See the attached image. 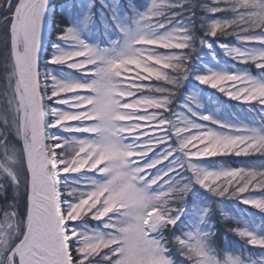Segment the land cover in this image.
I'll list each match as a JSON object with an SVG mask.
<instances>
[{"label": "snow or ice", "instance_id": "snow-or-ice-1", "mask_svg": "<svg viewBox=\"0 0 264 264\" xmlns=\"http://www.w3.org/2000/svg\"><path fill=\"white\" fill-rule=\"evenodd\" d=\"M0 264H264V0H0Z\"/></svg>", "mask_w": 264, "mask_h": 264}, {"label": "trees", "instance_id": "trees-1", "mask_svg": "<svg viewBox=\"0 0 264 264\" xmlns=\"http://www.w3.org/2000/svg\"><path fill=\"white\" fill-rule=\"evenodd\" d=\"M57 2H60V0H57ZM52 38L55 39V36L53 35ZM229 42L231 43V40ZM217 54L218 57L221 58L219 49H217ZM216 96H219V100H225V97H222L221 94L216 93ZM244 162L258 163L256 158H252L251 160H249V158L246 157H214V158H208V161H205V163L207 164L225 163L228 166H233V167L240 166V164ZM234 202L235 201H228L227 204H233ZM218 232L221 236L222 243L224 242L225 236H227L228 241L238 246L239 238L233 236L231 233L226 232V229L224 228L223 224L219 225Z\"/></svg>", "mask_w": 264, "mask_h": 264}, {"label": "rangeland", "instance_id": "rangeland-1", "mask_svg": "<svg viewBox=\"0 0 264 264\" xmlns=\"http://www.w3.org/2000/svg\"><path fill=\"white\" fill-rule=\"evenodd\" d=\"M232 42V41H231ZM45 54V58H46V51L43 53V56ZM220 55H221V58L218 57L219 61H220V64L221 65H224V64H231L233 63V61H231L228 57H226L222 51H220ZM209 61H210V58H209ZM241 65H238V67H240ZM204 95L205 96H208V97H211L212 99H215V100H219V96H216V93L217 94H220L218 92H215V90H212V89H208L204 86V91H203ZM226 100V98H225ZM231 104H235V102H231ZM231 104H228L226 105V107H228L229 109H231ZM257 162L259 163L260 161L257 159ZM228 207L229 208H232L234 209L235 207H237V203L234 202L233 204H228ZM239 207L243 208V207H246V206H243V205H240ZM250 211H256L255 209H249ZM217 215H219V211L217 212Z\"/></svg>", "mask_w": 264, "mask_h": 264}, {"label": "bare ground", "instance_id": "bare-ground-1", "mask_svg": "<svg viewBox=\"0 0 264 264\" xmlns=\"http://www.w3.org/2000/svg\"><path fill=\"white\" fill-rule=\"evenodd\" d=\"M47 37H48V36H46L45 41H46Z\"/></svg>", "mask_w": 264, "mask_h": 264}]
</instances>
